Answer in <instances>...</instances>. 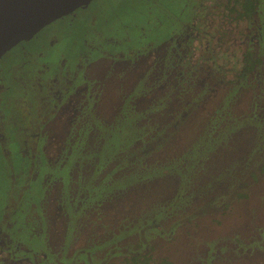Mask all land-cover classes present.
I'll use <instances>...</instances> for the list:
<instances>
[{"label":"rangeland","instance_id":"374dc122","mask_svg":"<svg viewBox=\"0 0 264 264\" xmlns=\"http://www.w3.org/2000/svg\"><path fill=\"white\" fill-rule=\"evenodd\" d=\"M158 1L161 5L151 0H94L88 9L48 26L1 59L19 66L17 58L32 56L28 67L42 85L45 75L49 83L57 82L65 66L82 54L81 66L90 76L80 77L86 91L79 98L65 109L58 107V112H66L65 121L54 113L53 124L44 129V136L49 135L45 169L39 161L28 176L34 163L30 151L23 154L17 144L21 130L0 120V144L9 146L3 167L0 164V264H107L147 246L173 264H264V177L252 183L250 197H241L230 211L217 215L223 203L232 202L226 198L247 179L252 162L264 151V107L256 110L248 91L235 102L238 111L232 116L226 111L234 106L222 100L216 119L226 132L223 138L212 140L219 128H210L207 139L202 132L186 138V131L171 138L175 146L183 145L181 140L190 144L189 157L182 147L168 144L137 159L133 152L144 144L139 139L150 127L144 120L149 118L138 117L143 123L138 134L131 129L137 118L127 115L128 109L147 106L159 123L175 119V111L163 100L169 88L151 71L161 62L160 74L180 80L195 76L206 85L212 74H219L220 80L232 76L251 51L263 62L243 84L257 95L264 92V0L254 19L231 22L223 15L222 0ZM205 2L211 8L209 17H193ZM92 54L94 67L89 68ZM40 93L36 86L35 95ZM205 96L212 91L199 94ZM214 110L207 104L204 116H215ZM5 112H15L22 129L28 128L17 106ZM30 127L44 132L37 116ZM13 153L15 162L6 161L13 160ZM163 153L183 156L187 177L149 173L171 162L162 160ZM209 180L212 192L190 197ZM207 207L213 212L209 219L201 213ZM44 219L48 227L38 229Z\"/></svg>","mask_w":264,"mask_h":264},{"label":"trees","instance_id":"16d2710c","mask_svg":"<svg viewBox=\"0 0 264 264\" xmlns=\"http://www.w3.org/2000/svg\"><path fill=\"white\" fill-rule=\"evenodd\" d=\"M222 1L224 4L223 15L227 17L226 19L228 22L239 21V20L250 21L254 19L257 14L258 8L261 4V0H222ZM262 62L263 60L260 56H256L255 53L248 51L241 58V61L239 62L240 67L235 69L232 76L228 77V79L220 80L218 78L219 74L217 75L212 74L210 78V82H208L206 85H203V87L199 81L188 76L185 77L182 76L183 77L182 80H180L178 76H174L172 74L168 76H162L158 72V68H162L163 63H161V65H159L157 68L152 67L151 71H155L156 73L160 74L158 81L160 80L162 81L161 86H163V88L165 87V89L169 88V90L166 89L164 91L166 92L164 93L165 97L163 98L164 104L169 103V105H172L175 108L177 115L176 114L173 115L175 119H173L172 121H162L165 123H159L161 120L160 119L158 120L157 116L155 117L153 116L152 108H148L147 106H145L138 110H135L136 108L134 109L129 107L131 109H128L129 111L127 115L130 116V118H135V117L137 118L135 121H133L134 124L131 126L132 131L134 132L137 131L138 134L141 133L140 126H142L143 123H141V120H139L138 118L141 116L149 118L144 120H147L146 124L150 126L149 128H145V131L141 135L139 140L144 141V144L136 147L137 149L133 152L134 156L137 159L144 156L146 157L151 156L158 149L159 150L165 149L166 146L169 144L174 149L177 147L179 148L182 147L184 155L189 157L190 156L189 154L193 150V148L190 146V144L185 142L186 140L185 141L181 140L180 142L178 141V143H183V145H179V146H175L176 145L175 140L172 143H170V140L171 138H173V136L176 135L181 136L182 132L185 131L186 133L184 134L186 138L191 137L192 139H195V137L200 132H202V135L207 139L212 135V131L210 130L219 128L221 131H219L212 140L217 141L223 138L226 135V132H224L222 127H219V123L215 125L214 123H212L213 121L212 116L211 118L210 117L207 118V115L204 116V110L206 105L208 104L211 111L215 109L214 113L220 112L218 104H222V100L224 98L225 100H227L229 105V100L225 97L226 93L231 92L232 95L233 93H236L238 90V85L235 84L238 83L241 85L242 83L246 82V80H251L256 74V68L259 65H261ZM151 73L153 74V72ZM211 87L213 90H215V92L213 91L214 97L211 96L208 99L199 97V94H201L202 96L204 92H207L208 89L211 91L212 90ZM248 91H249L248 97L251 96V100L253 98L252 103L254 104L255 109L258 110V106L264 107V103H262L261 105L257 103L260 100L264 101V94H263L264 92H261L260 94L257 95L254 88L250 89V86L248 85L245 86V84H243L239 94L243 95L246 94ZM235 101H237V98L235 99ZM229 106H234V108L230 110L228 108L227 112L232 116L234 114L237 115L238 109L235 108L237 106L233 103H231ZM201 121H204L202 127L200 124ZM189 124L190 125L193 124L192 126L195 128H191ZM147 140L149 141L146 142ZM200 144L201 143H197V145ZM252 153H254V151ZM166 155L167 154L163 153V158L165 160L164 159L162 160L163 161L171 160V162H168L167 164L163 162V168L159 171L152 172L151 171V169L153 168L152 167L148 172L153 174L157 173L159 175H169L172 174V172H176L184 177H187L188 169L184 166L183 156L178 155L177 157L171 154V157L169 158ZM128 156L130 157L131 153H128ZM247 175H248L247 179L245 181H241L237 185V189L234 190V192L228 198H226L227 201L232 200V202L223 203L220 206L221 211L217 215H219L221 212L222 215L226 214L228 211L231 210L232 207H234V203L240 201L241 197L244 198L250 197L249 190H251V186H253L252 183L255 182L258 183L264 177V151L259 153V157L252 162L251 168L249 169ZM212 183L213 180H209L205 182V185H203V187L200 188L199 185L197 187L198 190L197 191L193 190L192 195L190 197L194 198L197 194L200 195L201 192H203L202 190L205 191L211 190L210 185ZM241 186H242V190L240 191L239 187ZM224 189L225 188H223V190ZM247 189L248 191L244 193L245 190ZM212 191L213 190H211V192ZM224 191L227 192L226 189ZM203 208L205 207L203 206ZM211 212L209 211L208 207L207 209H201L202 214L207 213L206 219H209V215L213 213ZM107 264H173V262L167 256L156 257L153 247L147 246L144 247V249L129 251V253H127V255L124 256L121 262L111 261Z\"/></svg>","mask_w":264,"mask_h":264},{"label":"flooded vegetation","instance_id":"af4514ba","mask_svg":"<svg viewBox=\"0 0 264 264\" xmlns=\"http://www.w3.org/2000/svg\"><path fill=\"white\" fill-rule=\"evenodd\" d=\"M93 1H91L88 4L83 5L79 8L65 14L64 16L54 20L53 22H51L50 24L43 27L41 30H39L38 32H36L32 36L36 35L37 33L41 32L43 29L47 28L50 25L55 24L56 22H58L60 20L63 21L66 18H68V19L71 18L72 15H75L81 9H83V10L88 9L89 7H91L94 4ZM208 1L209 0H207L206 2H208ZM206 2L203 4L201 3L198 6V8L195 10V14L193 17H195L196 15L200 16V18L202 17L205 19H207L209 17V12L207 10L211 9V8H210V5H208V4L206 5ZM151 3L153 5H161V2H159L158 0H151ZM257 13H258V11H257ZM32 36H30V37H32ZM27 39H25V40H27ZM25 40H23V41H25ZM23 41L17 43L15 46H13L8 51H6L0 57V60L4 59L9 54L10 51L15 50L17 48V46L20 45ZM55 43H56V41L54 40L53 45ZM137 49H135V50L137 51ZM138 51H139V49H138ZM139 52H141V51H139ZM28 53L26 52V54H28ZM129 55H131V54H128V55L124 54L123 58H128ZM88 56L91 57L90 55H88ZM31 57L30 56H25V57L22 56L20 58H17L20 61L19 66L14 65L13 62L8 63V61H5V60L4 61L1 60L2 63H0V120L3 123H7V124H9V122H13L14 126L18 125L16 127V129L21 130V132H22L23 136L19 137V142L18 143L16 142V143L18 145H20V149L23 151L22 152L23 154H25L24 153L25 150H27V152L30 151V156H31V158H33V163H34L33 166L31 167V170L29 171L28 176L35 169V165L37 162L41 161V166L45 169V165H43V163L46 160L49 161V159H48L49 155H48V153H46V150L44 148V145L47 143V141L49 139V135L44 136V134L46 133L45 130L47 131L48 127L53 124V122H51L52 115L54 113H56V114L60 115V117H61L60 119H62V120L65 119L64 115L66 112L62 113L61 109H65V107L68 104H70L69 102H72L74 99L79 98L81 96L82 92L86 91V90L83 91V88H81L83 86L81 84L82 81L80 80V77L83 80V79H88L90 76L89 74L84 73L85 69H83L81 66L82 54H80V56L75 59L74 64H69L68 66H65L63 73H61L60 79H57V82L54 81V79H51L50 83H49V80H47V75H45L42 77V85H40L39 80L36 79V77H35L34 71L32 72V68L28 67V62L30 64H31V62H34V60H32ZM122 60H124V59H122ZM157 61L161 62L160 59ZM161 63H159V64L161 65ZM93 64H94V54H92L91 65H88V67L89 68H91L90 66L94 67ZM259 66L256 68V71L259 68ZM161 75L164 76L165 74H161ZM157 77L159 78L160 74H158ZM191 78L196 79L195 76L191 77ZM210 78H211V76H210ZM225 79H228V77H226ZM196 80L199 81L203 87L204 82L199 80V79H196ZM235 85H238L237 92L233 93V95L231 94V92H229V93H226V96H225L230 101V104L231 103L235 104V102L238 103L240 101L239 97L242 96V94H239V92L241 91L243 83L241 85L236 83ZM36 86H39L41 88L40 95H35ZM55 86L62 89L63 91L62 90L59 91ZM11 87H14V90H12V94H10V91H9ZM211 89H212V87H211ZM224 89H226V88H224ZM211 91H212V97H214L213 91L215 92V90L212 89ZM207 92H210V90L208 89ZM8 96H10V97L8 98ZM35 97H39V98H35ZM210 97L211 96H205L204 98L208 99ZM236 98H237V101H235ZM223 100L226 101L225 98ZM235 105L237 106V104H235ZM16 106H17V112H21L22 115L27 118L28 125H29L28 128L24 127L22 129L21 125L17 121V118H15L17 116V114L15 112H13V115H8L5 112L6 110L8 111L9 109H13ZM58 107H61L59 112H58ZM167 107H169L173 111H175V108L172 105H169V103H168ZM41 110H45L48 113L45 114V112H43V115H41L40 114V113H42ZM225 110H226V108H225ZM65 111H67V109ZM76 111L77 110L75 107L73 114H75ZM24 112H25V114H24ZM71 114H72V112H71ZM175 114L177 115L176 111H175ZM213 115H215V117H216L217 113L215 112ZM35 116L38 117V120L41 123V128L43 130L45 129L44 132L41 131L39 127H30V125L34 124ZM215 117L212 116V120H213L212 123H214L215 125L217 123H219V125H220V122H218ZM173 118H175V117L173 116ZM72 120H70V122H72ZM2 125L4 127V124H2ZM1 135H2V137L4 136L0 132V137H1ZM8 148H9L8 145L0 144V164H1V167H3V164L5 163L3 160V157H4V155L8 154V152H6V150ZM4 151H5V153H4ZM13 151H14V148H13ZM39 155H42L43 158H41ZM6 161H9V162L14 161L15 162L14 153H13V160L8 159ZM38 166H40V165L38 164ZM47 167H48L47 173H48V175H50L49 174L50 173L49 172V170H50L49 164H47ZM12 171L14 172L15 170L12 169ZM20 171H21V169H20ZM48 175H46V177H48ZM3 211H4V206H3ZM41 225H42V229H43L44 225H46V227H48V220L44 219L43 224L36 225V226L39 229L41 227ZM2 226L3 225L0 223V240H1V237L4 236ZM48 240H49V238H48ZM45 248L50 250L48 242H46ZM51 255H54V254L51 253ZM34 256H37V255H34Z\"/></svg>","mask_w":264,"mask_h":264},{"label":"water","instance_id":"95a60500","mask_svg":"<svg viewBox=\"0 0 264 264\" xmlns=\"http://www.w3.org/2000/svg\"><path fill=\"white\" fill-rule=\"evenodd\" d=\"M93 0H0V57L46 25Z\"/></svg>","mask_w":264,"mask_h":264}]
</instances>
